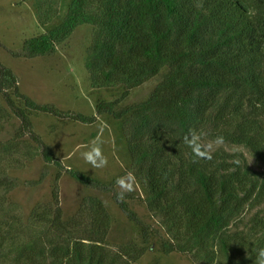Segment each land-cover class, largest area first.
<instances>
[{"label": "trees", "instance_id": "1", "mask_svg": "<svg viewBox=\"0 0 264 264\" xmlns=\"http://www.w3.org/2000/svg\"><path fill=\"white\" fill-rule=\"evenodd\" d=\"M61 1L35 0L37 32L10 54L48 57L76 29L91 26L84 61L90 90L119 94L97 98L96 114L65 110L23 92L18 73L0 60V131L17 123L0 140V264H140L154 233L162 253L194 264H253L264 247V0H67L64 15ZM149 81L156 82L150 94L128 103ZM40 115L86 125L104 116L120 121L127 168L143 196L117 199L119 177L104 182L65 165L34 131ZM189 129L202 144L222 136L224 145L240 149L222 146L210 150L211 160L197 159L183 143ZM36 156L55 174L50 199L25 217L7 194L21 183H42L45 173L25 182L14 173ZM65 173L111 192L142 239L111 245L112 216L96 195L66 215ZM128 198L158 217L163 232L151 231Z\"/></svg>", "mask_w": 264, "mask_h": 264}, {"label": "rangeland", "instance_id": "2", "mask_svg": "<svg viewBox=\"0 0 264 264\" xmlns=\"http://www.w3.org/2000/svg\"><path fill=\"white\" fill-rule=\"evenodd\" d=\"M60 4L61 15H64L67 0H62ZM37 22L35 0H0V60L18 73L23 92L39 102L54 103L62 109L85 114H96L97 98L112 100L118 96V88H103L94 90V92L90 90L89 75L86 72L84 61L90 43L91 26L76 29L73 35L48 57L38 56L30 59L13 57L9 50L19 48L23 38L35 34ZM58 22L59 20H54L52 25L55 26ZM155 84V81H149L139 87L127 102L144 100ZM32 122L34 131L54 149L65 165L73 166L104 182L123 177L130 172L127 168V149L125 138L121 134L120 121L104 116L96 125H86L40 115L33 117ZM15 124L17 125V123L5 125L0 131V140H6L13 135ZM54 125L57 126L56 130L52 128ZM97 137H99L103 154L108 160L107 166L102 169H92L91 165L85 163L81 157V153L86 151ZM209 143L212 142H205L204 145ZM222 146L227 150L240 149L235 146L224 144L217 146L212 143L210 150ZM248 157L253 164L254 159L251 156ZM14 173L21 182L39 179L44 173L46 174L41 184L33 186L21 183L19 187L7 194L9 200L15 204L14 209L27 217L37 203L47 202L50 199L55 169L47 165L41 156H36L24 167L17 165ZM115 187L118 191V186ZM132 192H136V196H143L142 187L137 182ZM88 195L102 198L110 210L112 228L108 241L111 245L142 239L140 228L128 219L115 202L111 192L86 187L68 174L63 175L60 180V200L66 215L74 213L81 198ZM127 200L145 224L149 225L151 231L157 229L161 230L160 233L163 232L159 218L150 214L139 200L130 198ZM152 235L154 236L150 238L149 243L154 244L143 256L140 264H194L187 256L180 253H162L158 248L157 233Z\"/></svg>", "mask_w": 264, "mask_h": 264}, {"label": "clouds", "instance_id": "3", "mask_svg": "<svg viewBox=\"0 0 264 264\" xmlns=\"http://www.w3.org/2000/svg\"><path fill=\"white\" fill-rule=\"evenodd\" d=\"M200 135L195 129H189L183 137V143L191 148L193 154L197 159H212L211 147L212 143L217 146L222 145L224 138L222 136H217L212 143L204 145L200 142ZM82 159L85 163L91 165L92 169H102L107 166V157L103 154L100 147L99 137L93 140L86 151L81 153ZM116 185L118 186V191L116 192L117 199L123 200L127 193L135 190L136 180L132 172L126 173L125 176L119 177L116 180ZM256 256L253 264H264V247H260L255 250Z\"/></svg>", "mask_w": 264, "mask_h": 264}]
</instances>
